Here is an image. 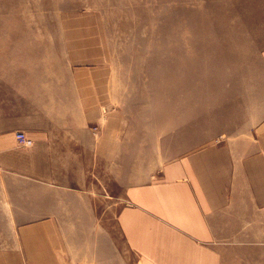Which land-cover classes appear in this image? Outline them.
Here are the masks:
<instances>
[{
    "label": "crops",
    "instance_id": "obj_1",
    "mask_svg": "<svg viewBox=\"0 0 264 264\" xmlns=\"http://www.w3.org/2000/svg\"><path fill=\"white\" fill-rule=\"evenodd\" d=\"M49 78L13 86L0 110L1 210L19 228L2 264H64L65 255L91 264L250 259L235 246L250 242L242 228L252 205L264 210V90L240 96L241 119L210 129L187 124L186 113L172 129L169 105L155 140L125 111L108 113L105 65L70 69V85ZM16 132L33 146L21 147Z\"/></svg>",
    "mask_w": 264,
    "mask_h": 264
},
{
    "label": "rangeland",
    "instance_id": "obj_2",
    "mask_svg": "<svg viewBox=\"0 0 264 264\" xmlns=\"http://www.w3.org/2000/svg\"><path fill=\"white\" fill-rule=\"evenodd\" d=\"M170 32L176 34V48L188 67L177 73L187 77L185 85L195 84L192 95H163ZM203 43L213 58L204 64L196 62ZM87 53L95 57L87 58ZM263 59L264 0H0V110L15 95L12 87H25L33 74L50 77L43 82L70 85V69L101 64L108 113L125 111L140 136L153 128L147 135L158 140L169 105L171 128L185 113L187 124L202 123L208 129L233 123L236 116L241 119L240 96L264 90ZM193 61L199 66L197 80L190 77ZM254 120L251 116L252 127ZM3 183L0 252L19 233L8 226L10 213L1 210ZM123 191L117 184L111 193L118 198ZM250 219L251 226L242 228L245 234L250 230V242L236 244L235 251L249 255L250 264H264V210L252 205ZM123 255L131 262L125 250ZM64 264L91 263L73 262L65 255Z\"/></svg>",
    "mask_w": 264,
    "mask_h": 264
},
{
    "label": "bare ground",
    "instance_id": "obj_3",
    "mask_svg": "<svg viewBox=\"0 0 264 264\" xmlns=\"http://www.w3.org/2000/svg\"><path fill=\"white\" fill-rule=\"evenodd\" d=\"M167 37H168V42H169L168 43V49H169L168 50V62H169L170 71L167 75V78H165V84H163V87H164L163 95H168L170 97H174L177 95H183L184 93H188L189 95H192L195 92V84H193V82L191 81V85H188V84L185 85V81L187 80V77L186 76L181 77L179 75L180 70L181 69L183 70V67L186 65V62L185 60L181 58V55L178 53L179 48H176L175 41H176L177 36L175 33L172 34L170 32V34L168 33ZM203 44H204V48L202 49L204 50H201L200 52H198L199 60L197 61V58H196V62H200L202 64L206 63L208 60H210L211 62L213 59L212 54L208 52V48L206 47L208 46V43H203ZM191 53L192 52H190V54ZM196 62L193 61V63H191L193 74H191L190 77L192 78V80H197L199 66L196 65ZM177 71L179 73H177Z\"/></svg>",
    "mask_w": 264,
    "mask_h": 264
},
{
    "label": "built area",
    "instance_id": "obj_4",
    "mask_svg": "<svg viewBox=\"0 0 264 264\" xmlns=\"http://www.w3.org/2000/svg\"><path fill=\"white\" fill-rule=\"evenodd\" d=\"M16 141L21 147L29 148L33 146V141L24 132L16 133Z\"/></svg>",
    "mask_w": 264,
    "mask_h": 264
}]
</instances>
